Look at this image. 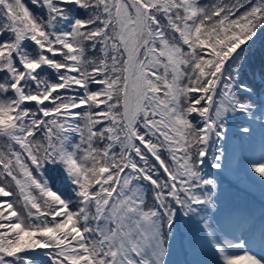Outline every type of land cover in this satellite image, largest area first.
Listing matches in <instances>:
<instances>
[{"label": "snow or ice", "instance_id": "obj_1", "mask_svg": "<svg viewBox=\"0 0 264 264\" xmlns=\"http://www.w3.org/2000/svg\"><path fill=\"white\" fill-rule=\"evenodd\" d=\"M228 176L264 191V0H0V264H264Z\"/></svg>", "mask_w": 264, "mask_h": 264}, {"label": "rangeland", "instance_id": "obj_2", "mask_svg": "<svg viewBox=\"0 0 264 264\" xmlns=\"http://www.w3.org/2000/svg\"><path fill=\"white\" fill-rule=\"evenodd\" d=\"M245 185L248 187L251 186L247 183H245ZM224 187L226 189L225 198L231 202H243L246 205H249L251 202H259L253 199L255 195H259L264 198V191L261 190L259 185L251 186L253 191H249L244 187L231 182L228 178H225Z\"/></svg>", "mask_w": 264, "mask_h": 264}, {"label": "bare ground", "instance_id": "obj_3", "mask_svg": "<svg viewBox=\"0 0 264 264\" xmlns=\"http://www.w3.org/2000/svg\"><path fill=\"white\" fill-rule=\"evenodd\" d=\"M226 178H228L229 180H231V182H233V183H236L237 185H240L241 187H244L245 189H247V190H249V191H253V189L251 188V186H247V185H245V183L243 182V181H238L237 180V177H235V176H228V177H226ZM244 183V184H243ZM253 199L256 201H259V202H251L249 205L252 207V208H254L256 211H257V213L259 212V210H260V208L262 207V206H264V198L262 197V196H259V195H255L254 197H253ZM236 203H241V204H245V203H243V202H236Z\"/></svg>", "mask_w": 264, "mask_h": 264}, {"label": "trees", "instance_id": "obj_4", "mask_svg": "<svg viewBox=\"0 0 264 264\" xmlns=\"http://www.w3.org/2000/svg\"><path fill=\"white\" fill-rule=\"evenodd\" d=\"M149 202H151V200H149Z\"/></svg>", "mask_w": 264, "mask_h": 264}]
</instances>
